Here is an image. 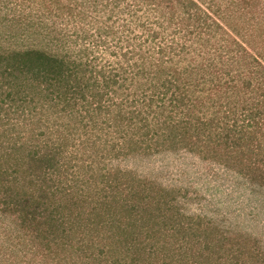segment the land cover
<instances>
[{"label": "trees", "instance_id": "1", "mask_svg": "<svg viewBox=\"0 0 264 264\" xmlns=\"http://www.w3.org/2000/svg\"><path fill=\"white\" fill-rule=\"evenodd\" d=\"M85 2L126 20L49 0L80 44L36 26L0 50V217L51 264L264 262L206 244L167 191L108 163L187 150L264 179V0Z\"/></svg>", "mask_w": 264, "mask_h": 264}, {"label": "rangeland", "instance_id": "2", "mask_svg": "<svg viewBox=\"0 0 264 264\" xmlns=\"http://www.w3.org/2000/svg\"><path fill=\"white\" fill-rule=\"evenodd\" d=\"M48 3L49 0H0V50L26 48L36 26L41 30L66 28L64 33L80 44L81 32H77L76 25L53 12L44 13ZM69 3L85 6L87 23L96 18L108 24L116 22L117 27L126 20L117 15L109 20L110 11L101 6L94 16L93 4L85 0ZM79 21V16L74 18L75 23ZM108 163L167 191L174 198L175 213L179 212L177 215L190 227L200 225L206 230V244H254L264 252V179L250 178L248 175L253 173H247L249 169L237 170L187 150L134 154ZM0 264L51 262L34 253L11 219L0 217ZM248 264L264 262L254 258Z\"/></svg>", "mask_w": 264, "mask_h": 264}]
</instances>
